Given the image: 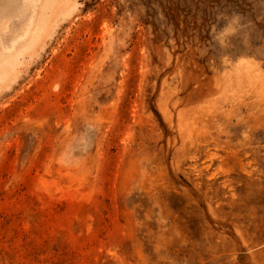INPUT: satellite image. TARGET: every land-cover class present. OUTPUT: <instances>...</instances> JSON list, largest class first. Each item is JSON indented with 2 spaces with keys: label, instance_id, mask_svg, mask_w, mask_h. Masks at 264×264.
<instances>
[{
  "label": "rangeland",
  "instance_id": "obj_1",
  "mask_svg": "<svg viewBox=\"0 0 264 264\" xmlns=\"http://www.w3.org/2000/svg\"><path fill=\"white\" fill-rule=\"evenodd\" d=\"M0 264H264V0H0Z\"/></svg>",
  "mask_w": 264,
  "mask_h": 264
},
{
  "label": "clouds",
  "instance_id": "obj_2",
  "mask_svg": "<svg viewBox=\"0 0 264 264\" xmlns=\"http://www.w3.org/2000/svg\"><path fill=\"white\" fill-rule=\"evenodd\" d=\"M230 24L233 25V27L236 29V31L238 30V28L240 27V17L238 16H234L232 21L230 22Z\"/></svg>",
  "mask_w": 264,
  "mask_h": 264
}]
</instances>
